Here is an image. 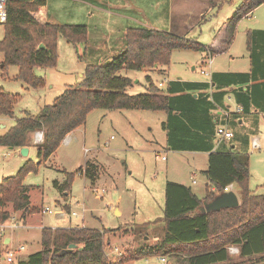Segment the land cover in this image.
<instances>
[{"label":"rangeland","instance_id":"rangeland-1","mask_svg":"<svg viewBox=\"0 0 264 264\" xmlns=\"http://www.w3.org/2000/svg\"><path fill=\"white\" fill-rule=\"evenodd\" d=\"M171 1L47 0L39 10L40 19L60 24H87L88 44H75L59 34L56 64L33 68L36 76L44 78L45 84L42 86L33 87L18 78L17 65H10L6 71L0 68V87L18 95L10 125L26 113L38 114L45 104L52 103L68 85L81 82L88 63H104L116 55L124 45L128 26L148 24L173 30L171 14L174 10ZM240 2L220 0L202 20L195 19L193 29L184 31L186 33L183 35L195 37L203 44L210 43L222 25L223 28L226 26V22L225 26L223 22L233 14ZM194 5L199 6V3L194 2ZM180 19L175 17L177 23ZM3 37L4 24L0 23V39ZM251 48L258 52L257 55L263 54L264 2L251 11L249 17L243 16L239 20L232 42H224L221 45L224 51L214 53L212 67L218 72L247 70L252 64ZM208 56L204 51L177 48L172 52L169 65L122 69L120 72L134 80L128 88L133 93L146 91L147 74L157 86L160 82L164 83L159 86L161 89H167L177 77L185 82H206L208 76L202 74L200 69L202 60L208 59ZM3 58L0 51V61ZM181 85L185 86L184 82ZM196 89L186 86L184 92L196 96ZM225 91L223 96L227 98L228 86ZM183 104L185 109L193 106L188 100ZM231 104L234 110V98ZM187 115H170L163 109L94 108L88 113L85 123L71 131L69 140L66 137L55 153L39 164L35 146L24 155L18 148L0 145V180L15 175L28 160L37 164L24 177V183L30 186V206L36 208L35 211L27 212L26 223L22 222V211H14L10 202L5 206V209L10 210V217L0 222V264H6V250L3 248L5 236L12 234V249L17 250L20 245H24V249L17 252L12 263L15 264L42 247L40 231L45 226L118 228L107 235L110 240V246L107 247L109 254L116 249L122 253L131 247L160 241L166 229V182L172 180L184 183L200 197L206 195L209 187L204 172L208 167V155L190 151L202 148L204 142L200 135L207 128L199 131L198 124L190 122ZM257 120L246 130L239 127L234 130L250 155L249 189L255 194H264V114L259 115ZM2 121L0 119V133L5 130L1 126ZM254 136L259 137L260 147L252 146ZM32 140L36 145L42 142L37 140L36 131L32 133ZM163 155L166 159L162 158ZM87 162L98 165L95 181H91L84 172H76L77 168H84ZM68 174H73V178L68 194H64L54 181L62 183ZM232 189L241 199L237 183ZM45 208L49 210L43 211ZM72 211L79 214L84 211V219L81 215H72ZM235 247L239 249L236 244L228 245L229 261L215 264L260 262L259 255L252 256L255 263L245 261L239 250L233 251ZM161 257L147 254L129 260L126 264H184L174 256H165L166 261Z\"/></svg>","mask_w":264,"mask_h":264},{"label":"trees","instance_id":"trees-1","mask_svg":"<svg viewBox=\"0 0 264 264\" xmlns=\"http://www.w3.org/2000/svg\"><path fill=\"white\" fill-rule=\"evenodd\" d=\"M46 1L8 0L7 19L3 22L4 37L0 39V51L4 55L0 68L6 71L10 65H17V77L33 87L45 84L44 78L36 76L33 68L53 66L57 62L59 34L75 44H87L89 36L87 24L42 21L38 15ZM263 2L264 0H241L237 9L226 20L225 43L232 42L239 20L251 14ZM177 48L204 51L206 56L214 54L212 47L192 36L153 27L129 26L125 31L124 45L116 55L104 63H88L81 82L68 85L52 103L45 104L38 114L26 113L16 118L14 124L0 133V145L21 148L28 145L34 131H42L43 140L36 145L39 164L55 153L68 133L85 123L88 113L94 108L163 109L170 115L177 114L176 111L177 115H186L184 101H202V98L207 100L209 97L208 93L199 92L195 99L192 94L184 92L186 86L205 89L215 83V87L225 88L237 82L259 79L256 74L261 73L264 67V48L260 55L251 48L253 67L249 72H214L208 82L173 80L167 89H161L147 74L148 85L145 92L133 93L128 90L134 80L122 74V69L169 65L172 52ZM176 82L178 85L174 86ZM182 82L185 86L181 85ZM225 90L217 93L222 96ZM217 93H213V97ZM236 98L243 105V112H248L252 93L241 89ZM17 99V94L0 87V116L13 117ZM188 118L191 122L190 116ZM209 129H202L206 132L203 133L204 136L209 134ZM232 130L234 136L231 141L234 138L241 140L234 128ZM249 163L250 155L244 145L242 149L231 147L211 151L208 155V167L204 170L211 187L207 185L210 188L206 189L204 197H199L186 184L168 180L164 206L166 229L163 238L156 243L109 254L107 247L110 246V240L107 235L118 228L45 226L40 231L41 249L15 264H126L129 260L147 254L174 256L184 264H215L230 260L228 245L231 243L239 246V254L245 261L255 263L251 258L259 255L260 262L256 264H264V194H255L249 189ZM36 165L28 160L15 175L5 176L0 180V222L10 217V212L5 209L9 202L15 211H22V217L27 212L35 211V206H30V186L24 183V177ZM77 171L84 172L91 181H95L98 165L87 162L84 168L79 167ZM72 178L73 174H68L64 182L55 180L54 184L62 193L68 194ZM233 182L239 186L241 199L238 206L217 211L199 210L204 200H211ZM71 243L76 246L68 249Z\"/></svg>","mask_w":264,"mask_h":264},{"label":"crops","instance_id":"crops-1","mask_svg":"<svg viewBox=\"0 0 264 264\" xmlns=\"http://www.w3.org/2000/svg\"><path fill=\"white\" fill-rule=\"evenodd\" d=\"M182 1H184L183 5H181ZM219 1L220 0H173V1H171L172 6H173V10H174V12L171 14V22L174 25V28L171 31L176 32L178 34H182V35H183V33H186L184 31H187V30L191 31L195 25V19L197 21L202 20L203 17H205V15L207 14V12L211 11L217 5V3H219ZM194 2L199 3V6H195ZM175 17L181 18L179 23H177V21L175 20ZM226 20L223 22L224 26H225ZM143 26L144 27H152V26H148V24H144ZM153 28H155V27H153ZM159 29H161V28H159ZM164 30H168V29H164ZM224 38H225V27L223 28V25H222L221 29H219L218 33L216 34L214 40L211 41L210 43L205 44V45L212 47L215 54L219 53L220 51L223 52L224 49L221 50V45L224 43V41H223ZM87 44H88V42H87ZM262 59L264 60V57ZM206 60H207L206 58L202 60L201 67L206 64ZM213 61H214V54L212 56V63L208 66L209 70L211 71V74L219 71V70H215L212 67ZM252 67L253 66L251 64L247 70H239V71H235V72H249V71H251ZM193 68H194V66H193ZM262 70L263 71L261 73L258 72L256 74L257 77H259V79L257 78L255 80H251V81L237 82V83H234L233 85L228 86V92L226 94L228 99L226 97L224 98L223 95L221 96L219 93H217V92H221L222 90L226 89V87L225 88H217V87H215L216 86L215 83H212V85L210 87H207L205 89L198 88L194 91V93L195 92L197 93L196 96L193 95L196 98L198 97L199 92L200 93L206 92L209 94V97L207 98V100L202 98V101H200V100L199 101H195V100L192 101L193 106L190 108H186L188 117L190 116V118L192 119L191 121H193V122L195 121V124H198V126L200 125V128H197V129H201V131H203L202 129H204L205 127L207 129L208 128H210V129H209L208 135L207 134H206V136L203 135V133H206V132H202L200 135L203 139V142H204L202 148L190 149V151L205 152L207 155H209V153L211 151H214V150H220V149L226 150V149H229L231 147H235V149H242L243 148V143H241V140L239 138H234L232 141L231 140H220L216 134V128H217V125H219V124H227V126L232 129L231 126L234 124L235 130H236V127L243 128L244 130H246V129L250 128L251 125L254 124L256 121H258L257 117H259V115L264 114V67L262 68ZM223 72H226V71H223ZM174 80L184 81V79H182L181 77L174 78ZM208 81H211V77L210 78L208 77L206 79V82H208ZM163 85H164V83H163ZM175 85L177 86L178 83L177 82L174 83V86ZM241 89H243V91L247 90L250 94L252 93V98L250 99L251 101L249 100V103L251 102V104L249 106L248 112H243V110H242L241 112L236 113L234 111L238 105H241L243 107V105L240 102H238L237 98H236L237 93L240 92ZM175 93H179V92H175ZM213 93H215V94L217 93V95H215L213 97V95H212ZM233 98L236 100V107L234 110H232V104H231V99H233ZM208 100H209V102H208ZM225 110H228L231 114L226 116L224 114ZM175 113L178 114V111H176ZM12 118L13 117L0 116V119L3 120L1 123V126H3L5 130L8 128V126H10V120ZM203 120H206V121H203ZM210 120H211V122H210ZM233 120H235L234 123H233ZM211 131H213V134H211ZM70 133H68L66 136V137H68L67 140H69ZM215 134H216V136H215ZM30 136L31 137L29 139V143H28V145H26L28 147V153L31 151V149L34 146L36 147V143L34 142V140H32V134ZM67 140H65V141H67ZM260 143H261V141H260ZM18 149H20V148H18ZM164 159H166V157ZM207 180H208L207 184H209L210 181L208 178H207ZM235 183L236 182L231 183L230 189H232V187L234 186ZM12 207H13V205H12ZM7 210L10 212V210L8 208H7ZM17 211H19V210H17ZM117 211H119V210L117 209ZM82 213L84 214L82 216L84 219L85 213H84V211ZM82 213H80V214H82ZM27 216H28L27 214L24 217L21 216L23 223H26ZM12 241H13L12 234L5 236L4 241H3L4 242L3 248L5 250H7L10 247H12L11 246ZM40 243H41V241H40ZM3 264H5V263H3Z\"/></svg>","mask_w":264,"mask_h":264},{"label":"built area","instance_id":"built-area-1","mask_svg":"<svg viewBox=\"0 0 264 264\" xmlns=\"http://www.w3.org/2000/svg\"><path fill=\"white\" fill-rule=\"evenodd\" d=\"M7 2L8 0H0V23H3L6 21L7 19ZM251 14H249L247 17H249ZM212 63V56H208V59L206 60V64L204 65V67L202 66L201 69H200V72L202 74H205L206 76H208L209 78L211 77V71L209 69H207V67ZM163 85V82H160L159 83V86H162ZM243 110V107L241 105H238L235 109L234 112L238 113V112H241ZM224 114L226 116L230 115L231 113L228 111V110H225L224 111ZM37 133V140H43V132L42 131H36ZM216 134L217 136L219 137L220 140H231L232 137L234 136V132L231 128H229L227 126V124H219L217 125V128H216ZM251 143H252V146L253 147H260L261 146V143H260V140L258 137L254 136L251 140ZM162 158L164 159L165 156L163 155ZM231 188V184L227 185L225 187L224 190H229ZM95 191H97V188L95 189ZM49 210V208H45L43 209V211H47ZM72 215H75V216H78V215H81L83 216L84 214H79L78 212L76 211H72L71 212ZM4 224H2L3 226ZM6 226V225H4ZM15 226H19V224H16ZM3 229V228H2ZM24 249V245H20L18 247V249H12V248H9L6 250V256H5V260H6V263H10V262H13L15 260V258L17 257V252ZM236 247L233 249V251H236ZM239 250V249H237ZM117 253H120L118 251V249H116ZM161 259L163 261H166V257H161Z\"/></svg>","mask_w":264,"mask_h":264},{"label":"water","instance_id":"water-1","mask_svg":"<svg viewBox=\"0 0 264 264\" xmlns=\"http://www.w3.org/2000/svg\"><path fill=\"white\" fill-rule=\"evenodd\" d=\"M22 154L26 155L28 153V147L23 146L20 148ZM240 204V198L233 189L225 190L216 194L211 200H204L203 204L199 206L201 211H217L222 208L235 207ZM147 238V236H146ZM76 244L71 243L68 249H72Z\"/></svg>","mask_w":264,"mask_h":264}]
</instances>
